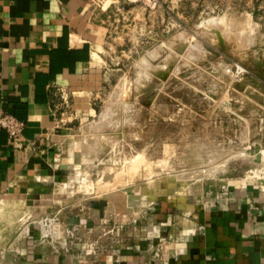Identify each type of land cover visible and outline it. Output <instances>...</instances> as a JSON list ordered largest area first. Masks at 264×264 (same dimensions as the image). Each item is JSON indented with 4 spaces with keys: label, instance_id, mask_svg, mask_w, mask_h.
I'll use <instances>...</instances> for the list:
<instances>
[{
    "label": "rangeland",
    "instance_id": "obj_1",
    "mask_svg": "<svg viewBox=\"0 0 264 264\" xmlns=\"http://www.w3.org/2000/svg\"><path fill=\"white\" fill-rule=\"evenodd\" d=\"M95 6L99 65L85 92L54 91L66 127L50 169L56 179L5 202L0 264L14 261L24 227L56 238L68 219L99 209L101 223L87 235L128 222L129 239L148 206L183 212L227 183L264 181V0Z\"/></svg>",
    "mask_w": 264,
    "mask_h": 264
},
{
    "label": "crops",
    "instance_id": "obj_2",
    "mask_svg": "<svg viewBox=\"0 0 264 264\" xmlns=\"http://www.w3.org/2000/svg\"><path fill=\"white\" fill-rule=\"evenodd\" d=\"M95 7V0H0V111L24 123L15 142L0 128V212L26 188L56 179L50 169L66 127L52 96L89 88L101 42ZM222 189L183 212L164 202L148 206L129 239L128 222L89 237L99 209L79 223L68 219L56 238L26 235L24 227L11 264H264V181L244 178Z\"/></svg>",
    "mask_w": 264,
    "mask_h": 264
},
{
    "label": "built area",
    "instance_id": "obj_3",
    "mask_svg": "<svg viewBox=\"0 0 264 264\" xmlns=\"http://www.w3.org/2000/svg\"><path fill=\"white\" fill-rule=\"evenodd\" d=\"M0 128L4 129L8 138L15 142L22 136L24 123L12 114L0 111ZM52 220L53 219H48V222L51 223Z\"/></svg>",
    "mask_w": 264,
    "mask_h": 264
},
{
    "label": "bare ground",
    "instance_id": "obj_4",
    "mask_svg": "<svg viewBox=\"0 0 264 264\" xmlns=\"http://www.w3.org/2000/svg\"><path fill=\"white\" fill-rule=\"evenodd\" d=\"M107 175H109V174H107ZM118 176H120L119 174H118ZM74 177V176H73ZM114 195V197H113V199H114V201H115V203L117 202V204H119L120 205V202H119V199H121L122 197H121V195L119 194V193H115V194H113ZM125 198V197H124ZM123 198V199H124ZM124 200H122V202H123Z\"/></svg>",
    "mask_w": 264,
    "mask_h": 264
},
{
    "label": "water",
    "instance_id": "obj_5",
    "mask_svg": "<svg viewBox=\"0 0 264 264\" xmlns=\"http://www.w3.org/2000/svg\"><path fill=\"white\" fill-rule=\"evenodd\" d=\"M62 167H64V166L62 165Z\"/></svg>",
    "mask_w": 264,
    "mask_h": 264
}]
</instances>
